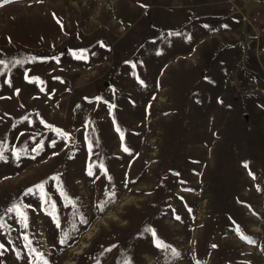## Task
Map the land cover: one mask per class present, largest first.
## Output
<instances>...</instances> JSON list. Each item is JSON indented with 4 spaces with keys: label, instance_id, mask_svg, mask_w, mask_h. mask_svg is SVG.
<instances>
[{
    "label": "rangeland",
    "instance_id": "1",
    "mask_svg": "<svg viewBox=\"0 0 264 264\" xmlns=\"http://www.w3.org/2000/svg\"><path fill=\"white\" fill-rule=\"evenodd\" d=\"M249 1L0 0V264H264Z\"/></svg>",
    "mask_w": 264,
    "mask_h": 264
},
{
    "label": "snow or ice",
    "instance_id": "2",
    "mask_svg": "<svg viewBox=\"0 0 264 264\" xmlns=\"http://www.w3.org/2000/svg\"><path fill=\"white\" fill-rule=\"evenodd\" d=\"M3 2H4V3H9V2H11V0H3ZM0 6H3V5L0 4ZM225 27H227V26L225 25ZM174 35H177V34H174ZM101 46H103V45H101ZM73 56H74V58H76V59H82V60H86V59H87L86 55L83 54V50H82L81 54H79V55H77L76 53H73ZM12 63H13V65H16V64H22L23 61L15 60V61H13ZM0 66L7 67V63H6L4 60H0ZM0 75H3V72H0ZM25 78L28 79L27 75H26ZM29 82H31V81H29ZM6 83H9V84H10V81H6ZM141 83H142V82H141ZM18 92H19V90H17V93H18ZM25 119H26V118H25ZM117 130L119 131V129H117ZM122 138H123V137H122ZM50 146L54 147V146H55V142H52V145H50ZM42 147H43V145L38 144L37 147H36L35 149H33V151L38 153V151H39ZM89 149L91 150V144H89ZM124 151H128V149H127V148H124ZM13 155L15 156V159H16L17 161L20 159V153H19V152H14ZM32 158L35 159L34 156H33ZM0 161L7 162V158H6L5 155H4V149H3L2 147H0ZM247 166H248L247 163H245V164H244V167L247 168ZM88 174H89V175H93V172L91 171V169L89 170V173H88ZM105 174H106V172H105ZM250 175H251V173H250ZM53 179L58 180L59 178H58V177H53ZM109 179H111V177H109ZM35 188H36L38 191L43 192L44 185H43V184H39V185H36ZM32 191H33V189H31V188L28 189V192H29V193H31ZM110 199H111V197H110ZM69 203H72V202L69 201ZM101 210H103V209H101ZM8 211H9V212H13V211H15V212L17 213V215L20 216L21 221H22V223H23V227L26 228V227L28 226V225H27V216H26L25 213H23V212L20 210V206H19V205H14L12 208H9ZM176 219H180V218H179V217H176ZM81 222H82V223H87L86 220H82ZM56 223H57V227L59 228V226H60L59 221L57 220ZM0 227H3V225L0 224ZM145 231L150 232L151 235H152L154 238H156V235H157V234H156V232H155L154 229L146 228ZM238 231H239V229H238ZM241 238L247 240L248 243H254V241H252L251 239H249V238L246 237V236L241 235ZM25 239H26V240L28 239L27 236H25ZM29 243H31V242L29 241ZM60 243H61V244L65 243V240H61ZM154 243H155V246H156L157 248H159V249H163V250H166V251H167V250H170V251L172 252V255H173V256H176V255H177V253L175 252V250H174V249H170V246H169V245H166L163 241H161V240H159V239H154ZM3 247H4L3 245H0V248H3ZM213 247H215V245H213ZM109 250H110V249H109ZM32 251L34 252L35 249H32ZM2 254H3V253L0 252V255H2ZM39 258H40L41 260H43V257H42V256H40ZM43 264H47V261L45 260V261L43 262ZM124 264H131V261H130V260H125V261H124ZM198 264H199V262H198Z\"/></svg>",
    "mask_w": 264,
    "mask_h": 264
},
{
    "label": "water",
    "instance_id": "3",
    "mask_svg": "<svg viewBox=\"0 0 264 264\" xmlns=\"http://www.w3.org/2000/svg\"><path fill=\"white\" fill-rule=\"evenodd\" d=\"M256 4H257V1L256 0H253V1H249L246 6L242 7L243 10H244V14L246 15V17L248 16L247 15L248 14V11L251 8H253V6H255Z\"/></svg>",
    "mask_w": 264,
    "mask_h": 264
}]
</instances>
